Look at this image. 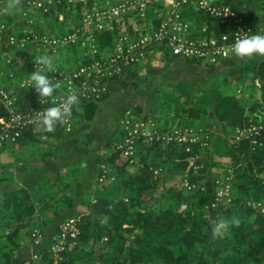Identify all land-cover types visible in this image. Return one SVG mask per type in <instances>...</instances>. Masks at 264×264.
<instances>
[{
  "label": "trees",
  "instance_id": "obj_1",
  "mask_svg": "<svg viewBox=\"0 0 264 264\" xmlns=\"http://www.w3.org/2000/svg\"><path fill=\"white\" fill-rule=\"evenodd\" d=\"M166 1L147 0L145 17L157 24L156 8ZM259 1L264 9V0ZM185 3V15L196 22L199 33L220 34L227 29L226 21L197 6L195 0H185ZM8 5L7 0H0V25L4 24L0 27V80L14 89L18 109L28 112L43 106L32 83H20L34 72L31 62L38 49L10 43V36L30 30L63 32L70 17L81 16L83 3L54 1L48 10L28 16L23 15L25 6L21 3L13 12L8 10ZM136 19L143 20L138 15ZM126 23L133 30L128 16ZM204 25L206 31L201 30ZM118 30L114 21L112 27L98 36L100 46H112ZM254 32L256 34V29ZM65 49L68 57H72L77 44L70 43ZM252 74L261 81L260 101L246 102L242 97L223 94L214 83L210 87H198L176 81L160 84L149 109L132 105L138 116H151L164 128L173 127L177 120L178 125H193L207 134L208 143H140L138 159L131 162L117 146L123 134L119 126L105 146L90 151L99 163V175L105 176L97 180L95 196L87 201L86 209L76 214L80 216V234L69 240L60 264H264V212L258 205V201L264 202V132L238 141L230 140L237 126L250 122L264 124V115L260 113L264 112V62L246 60L241 78ZM210 92L217 99L215 108ZM78 98L79 104L73 106L72 111L73 127L91 119L98 102L81 95ZM7 113L0 99V117ZM69 131L66 124H58L54 132H48L40 119L25 126L20 135L7 144L19 149L32 146V150H27L29 156L35 152L33 146L43 145L34 156L40 165L57 152L58 142ZM187 145L190 150L186 149ZM190 155L200 156L196 158L201 164L197 170L190 163ZM84 160L70 163L56 180L43 177L33 187L20 185L0 192V264H13L19 247L34 243L35 228H41L45 236L42 212L57 215L74 207L75 174L84 167ZM11 165L0 164V179L10 178ZM129 165L136 168L131 170ZM229 168L233 174L230 195L212 204L214 179L219 174L229 173ZM166 172L179 173L181 181L166 180ZM186 179L197 186L185 191ZM51 182L53 191L49 190ZM234 216L241 218V225L230 226L223 239H214L213 224ZM58 229L59 226L55 232ZM49 243L42 250L43 258L50 256Z\"/></svg>",
  "mask_w": 264,
  "mask_h": 264
},
{
  "label": "built area",
  "instance_id": "obj_2",
  "mask_svg": "<svg viewBox=\"0 0 264 264\" xmlns=\"http://www.w3.org/2000/svg\"><path fill=\"white\" fill-rule=\"evenodd\" d=\"M54 1L60 0H21L25 6L23 15L28 16L46 11ZM68 3L82 2V14L74 21L67 20V28L60 33L50 31L30 30L22 35L10 36V43L19 47L35 46L38 52L32 58L31 65L36 69L35 57L48 55L54 57L59 51L70 43H79L86 40L80 56L69 58L64 66H56L54 72H48V77L53 82H59L58 89L48 103L22 112L18 109L14 89L6 86L0 80V99L7 108V115L0 117V150L20 135L22 129L41 119V115L48 107L60 106L67 95L75 94L88 99L101 100L107 89L108 81L113 76H119L125 69L141 63L157 49L164 54L180 56L214 63L222 58L232 56V46L237 38L255 35L252 22L239 12L232 2H215L214 0H195L197 6L205 8L211 14L226 21L227 29L220 34L199 33L196 22L185 15V0H167L165 5L156 8L159 18L157 24L147 19V0H107L105 3L94 0H67ZM143 18L138 22L136 16ZM35 16V15H34ZM130 17L133 30H130L126 18ZM31 18H28L30 20ZM114 21L119 27L114 36L112 46L101 47L98 36L105 29L112 27ZM0 27H4L1 24ZM204 25L202 31H206ZM32 83L31 79L24 80L21 84ZM255 83L261 85L258 77ZM52 101H55L53 103ZM264 106V99L262 101ZM73 111V109H72ZM74 116L66 123L67 130H72ZM122 129V138L118 143L123 157L131 162L138 159V145L140 143L163 142H201L207 144V134L193 125L175 124L171 128H164L153 117L143 118L138 116L131 107L123 113L119 120ZM264 132V124L250 122L237 126L231 141H238ZM256 141V138H253ZM190 150V145L186 146ZM199 155H190L189 160L197 170L201 164L196 162ZM214 179L215 190L212 204L229 197L232 185V169ZM104 174L98 179H104ZM188 188L197 186L187 179L184 181ZM219 186V187H218ZM217 187V188H216ZM261 211L264 212V202L258 201ZM80 216L71 215L63 219L59 229L53 234L49 243L50 256L43 258L42 251H35L25 258L22 264H60L64 258L63 251L68 248L69 240H74L80 234ZM44 237L41 228L34 229V243H40Z\"/></svg>",
  "mask_w": 264,
  "mask_h": 264
},
{
  "label": "crops",
  "instance_id": "obj_3",
  "mask_svg": "<svg viewBox=\"0 0 264 264\" xmlns=\"http://www.w3.org/2000/svg\"><path fill=\"white\" fill-rule=\"evenodd\" d=\"M232 4L252 22L256 34H264V9L259 0H232ZM253 59L259 63L264 62V57ZM244 62L245 60L238 59L234 54L208 63L164 54L157 49L138 65L125 69L119 76L108 81L106 95L97 102L92 118L77 123L66 137L58 142L57 152L43 164L38 165L34 157L36 150L44 148L43 145L33 146L35 152L31 156L27 150H32V146L19 149L12 144L5 145L0 150V164L11 163L12 173L10 178L0 179V192L20 185L33 187L43 177H48L51 181L56 180L70 163L85 159L84 167L75 174L74 207L67 208L57 215L48 211L42 212L41 218L46 222L43 240L40 243L20 246L13 258V264H21V261L33 252L42 251L63 219L86 209L87 201L95 196L100 167L90 151L105 146L115 136L120 117L127 108L139 104L149 109L162 80L168 83L184 81L198 87H210L214 83L223 94L242 97L246 102L260 101L263 90L261 85L255 83L256 75L241 78ZM144 73L150 75L149 80L142 79ZM177 123L178 120L175 124ZM49 190H54L52 182Z\"/></svg>",
  "mask_w": 264,
  "mask_h": 264
},
{
  "label": "clouds",
  "instance_id": "obj_4",
  "mask_svg": "<svg viewBox=\"0 0 264 264\" xmlns=\"http://www.w3.org/2000/svg\"><path fill=\"white\" fill-rule=\"evenodd\" d=\"M21 0H9L8 10L17 11ZM234 55L240 60H251L254 57H264V34H255L237 38L232 46ZM36 70L30 74L32 85L38 95L39 103H48L54 93L61 88L59 82H53L47 75L54 72L56 65L54 58L48 55L35 57ZM55 103V101H52ZM79 104V98L75 94L67 95L60 106L48 107L41 115V123L48 132H54L56 126L64 125L72 116L73 106ZM242 220L239 216H234L230 220L219 219L212 227V237L223 239L230 226L239 227Z\"/></svg>",
  "mask_w": 264,
  "mask_h": 264
},
{
  "label": "rangeland",
  "instance_id": "obj_5",
  "mask_svg": "<svg viewBox=\"0 0 264 264\" xmlns=\"http://www.w3.org/2000/svg\"><path fill=\"white\" fill-rule=\"evenodd\" d=\"M7 2L9 3V0H7ZM77 18V17H76ZM76 18H73V17H70V19L71 20H75ZM130 18V17H129ZM131 19V18H130ZM132 20V19H131ZM144 20H141L140 22H143ZM139 22V21H138ZM86 47V40L84 41V40H82V41H80L79 43H77V49H76V51H74V53H73V56L72 57H68L69 56V54H68V52L66 51V49L65 48H63V50L62 51H59L53 58H54V64L56 65V66H64L65 64H66V62H67V60H69V58L71 59V58H75L76 56H80L81 55V53H82V50H83V48H85ZM36 69H34V71H35ZM30 78V76H28V77H25V78H23L21 81L23 82L24 80H28ZM142 79L143 80H149L150 79V75H148V74H146V73H144V74H142ZM22 82H20V83H22ZM167 83V81H164V80H162L161 81V83L160 84H162V83ZM165 88V87H164ZM163 88V90L165 91L166 89H164ZM157 97H158V94H157ZM155 101V98H153V102ZM131 168V170H134L136 167L135 166H133V165H129ZM220 175H222V174H219L217 177H220ZM164 176H165V179L166 180H169V181H181L180 180V174L179 173H175V172H166L165 174H164ZM216 177V178H217ZM183 189L185 190V191H187L189 188L187 187V185L185 184V182H183ZM219 187V186H218ZM217 188V187H216ZM214 190H215V183L213 184V193H214ZM213 195V194H212Z\"/></svg>",
  "mask_w": 264,
  "mask_h": 264
},
{
  "label": "water",
  "instance_id": "obj_6",
  "mask_svg": "<svg viewBox=\"0 0 264 264\" xmlns=\"http://www.w3.org/2000/svg\"><path fill=\"white\" fill-rule=\"evenodd\" d=\"M210 96H211L212 101H213V107L215 108L216 104H217V99L214 97V95L212 93H210ZM260 113H261V115H264L263 111H260Z\"/></svg>",
  "mask_w": 264,
  "mask_h": 264
}]
</instances>
